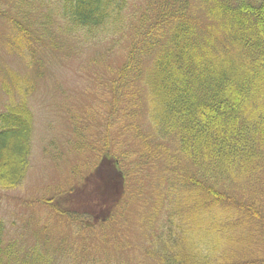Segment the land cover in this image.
I'll return each instance as SVG.
<instances>
[{
  "label": "trees",
  "instance_id": "obj_1",
  "mask_svg": "<svg viewBox=\"0 0 264 264\" xmlns=\"http://www.w3.org/2000/svg\"><path fill=\"white\" fill-rule=\"evenodd\" d=\"M131 2L0 0V21L14 36L9 49L35 68L40 48L63 43L59 32L124 48L107 121L121 113L142 139V157L167 160L160 186L170 211L150 229L147 243H161L146 247L152 262L264 264V0H147L133 13ZM33 70L1 74L0 91L18 98L0 99V194L17 189L31 167L28 97L41 74ZM5 235L0 217V264H52L7 245Z\"/></svg>",
  "mask_w": 264,
  "mask_h": 264
},
{
  "label": "rangeland",
  "instance_id": "obj_2",
  "mask_svg": "<svg viewBox=\"0 0 264 264\" xmlns=\"http://www.w3.org/2000/svg\"><path fill=\"white\" fill-rule=\"evenodd\" d=\"M135 1L131 13L147 0ZM58 34L63 43L51 51L40 48L35 68L9 49L14 36L0 21V88L3 73L32 77V69L41 71L28 97L34 117L31 167L17 189L0 194L5 243L32 248L31 258L44 256L52 264L151 263L146 247L155 251L161 243H147L150 229L159 230L170 211L168 187L160 186L167 160L142 157V139L131 122L128 130L123 127L121 113L107 121L109 81L125 60L124 48L99 37ZM11 97L18 94L0 91L1 102ZM138 121L152 132L143 115ZM174 145L165 142L166 154L175 153Z\"/></svg>",
  "mask_w": 264,
  "mask_h": 264
}]
</instances>
